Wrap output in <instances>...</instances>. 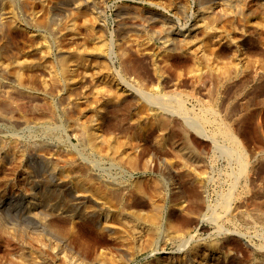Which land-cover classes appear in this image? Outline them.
<instances>
[{"label": "rangeland", "instance_id": "1", "mask_svg": "<svg viewBox=\"0 0 264 264\" xmlns=\"http://www.w3.org/2000/svg\"><path fill=\"white\" fill-rule=\"evenodd\" d=\"M211 6L228 14L219 23L224 29L200 28L182 45L164 43L175 33L165 20L185 28ZM249 66L257 76L245 82ZM144 94L176 97L184 109L164 110L170 126L163 128L146 110ZM73 114L76 121L95 119L99 139L114 144L100 153L85 145L72 130ZM195 115L211 120L200 124ZM188 117H196L199 132ZM224 127L241 145L217 135ZM184 132L198 161L177 146ZM114 145L117 159L110 155ZM134 150L132 169L125 162ZM72 157L102 178L140 181L142 197L131 209L159 222L155 239L147 241V226L127 223L129 245L120 250L117 239L91 223L47 211L48 223L38 229L0 210V264H33V252L48 264L66 257L156 264L189 255L194 264H264V217L257 210H264V0H0V202L12 201V214L25 212L40 162ZM227 193L234 211L223 209ZM156 205L164 206L161 214ZM60 238L70 241L65 251Z\"/></svg>", "mask_w": 264, "mask_h": 264}, {"label": "bare ground", "instance_id": "2", "mask_svg": "<svg viewBox=\"0 0 264 264\" xmlns=\"http://www.w3.org/2000/svg\"><path fill=\"white\" fill-rule=\"evenodd\" d=\"M237 1H239V0H237ZM71 4L72 3L70 1L69 5H71ZM79 7L80 6H78L77 8L79 9ZM207 10H208L207 12H204L202 14L201 20H197L195 23H192L190 26L185 27V28H183V27L180 28L177 26V24L173 25L170 21L165 20L163 22V25L166 27V31H169L168 32L169 35H171V34L173 35V33L174 32L175 33H174L173 37H171V39H169V38L165 39L164 43L167 45H170L172 47H175L177 45H182L183 43L187 42L188 35H190L192 32H194L195 30L200 29V28L203 30H208L211 28H213V29H224V27L223 26L221 27V25L219 23H222V21L225 19V17L228 16V14L225 13L219 7H214V6L208 7ZM178 11L181 14L184 13L182 10H178ZM73 13H75V12H73ZM241 13H242V11H240L239 13H235V15L236 14L239 15ZM236 18H237V16H236ZM37 21H38V23L43 22V20H40V19L36 20V22ZM187 33H189V34H187ZM226 71H227V69H226ZM246 72H247V78L245 79V82L251 78L254 79L257 76V72L252 71L250 66L248 67ZM219 75L220 74H217L216 76H219ZM136 98H137V95H133L132 103L134 100H136ZM138 98L142 99V97L140 95ZM143 98H145V100L147 101L146 110L149 112V114L151 116L158 117L157 120L163 128H168L170 126V119L166 116V114L164 113V110L169 111V108H172V109L174 108L177 110L184 109L182 102L176 97L164 96V95L163 96L158 95V96L153 97L152 95L144 94ZM128 99L125 98V100H128ZM105 100H106V106H107L108 101H110V100L114 101V98L113 97H111L109 99L105 98ZM159 108H161V109H159ZM196 117H193V118L188 117L190 120L192 119V121L194 119V121H195L194 125H193L194 129L195 128L197 129V127H195L197 124H198V126H200L199 125L200 121L207 123L211 120V119H209V121H207L208 120V118H206L207 116H201V117L198 116L197 122L199 119V123L196 124V120H195ZM70 118L72 120L73 132L76 134V136L85 145L88 144V146H91V148L93 150H95V152H97V153L103 152L106 145L109 146L110 144H114L115 141L111 137L99 139V135H98L99 133L96 131V129L93 130V128L97 125V121H94L95 119H92V120L88 119L85 121L84 120L83 121H76L75 120V118H76L75 114L70 115ZM191 124H193V123H191ZM191 124H189V125H191ZM198 128H202V126L198 127ZM183 129L185 131L187 130L184 125H183ZM97 130H99V127L97 128ZM198 130L199 129H197V131ZM255 132H257L256 128L254 129L253 134ZM183 134L184 135L181 138V141L179 143H177V146L180 149L181 154L183 156L188 157L189 159H192L194 161H198L199 157L197 156L196 151L193 149L191 144L186 139V133L184 132ZM218 134H221L222 135L221 137H225L226 140L228 139V140L232 141L237 146H238L237 143H239V144L241 143V141L237 139V136L234 135L233 131L228 130L227 127L219 129L217 131V135ZM214 137H217V136H214ZM179 140H177V141H179ZM212 140H214V139H212ZM177 141L175 140V142H177ZM214 143L217 144V142H214ZM235 144H233V145H235ZM238 150L239 149H237V151ZM229 151H230V153L232 152L231 149ZM237 151H234V152L236 153ZM137 152H138L137 150H134V152L133 151L130 152L128 155L129 158L125 162V163H130L132 169H134V165L132 163L135 160V157H137V155H136ZM230 153H229V155H233V153H231V154ZM239 153L245 154V152H241V151ZM236 154H235V156H236ZM110 155L116 157V159H117V156H120V150L116 145H114V151L111 152ZM241 155L243 157V154H241ZM235 156L233 158H235ZM230 157H232V156H230ZM237 159H238V157H237ZM239 159L241 160L240 156H239ZM59 160H61V163H56V162L54 163L51 160L46 161L43 159V162L41 161L40 165H38L39 167L35 170L37 172L38 179L36 180V182L33 185L31 184V193L30 194H31V197L33 199L29 202V204H28L29 207L25 212L18 211L16 213L12 214V211H13L12 209L14 207V205L12 204V201H10L9 203H5V204L0 202V210H4V211L9 210L11 213V216L13 218H16L18 220L20 219L19 222L21 220L24 222H28L29 225H31V226L36 225V226L40 227L38 229H43V225L46 222L43 218L45 217V214L47 211H49V212L52 211L53 214L54 213L60 214L59 216H61V218H64L65 220H67L69 223H91L93 225V227L98 231V233H102L104 235H107L109 237L111 236L112 238L117 239L118 242L120 243V246H119L120 250H125V249L127 250V246L129 245L127 243H129V241H130L129 238L131 236L129 234V228L130 227L127 225V223H136L135 225L138 227L141 225L147 226L148 231H146V232L148 234H146L145 236L149 237V238H146L148 242H149V239L155 237L153 235V231H156L155 229L158 227L159 222H157V220H154L151 218H147V217L144 218L142 216V213L140 212V210H138L136 208H135V210L131 209L132 204H133L132 201H134V200H135V202L138 201V199H139V198H137L138 195L140 196V198L142 197L143 192H142V184L140 181L134 180V181H130L129 183H123V182L121 183V182H117V178H114V180H113V178L112 179H107V178L105 179V178H102V176L97 175L95 172L93 173L90 165L88 163L80 161L79 159L72 157V158H67V159L59 158ZM242 160H243V162H242L243 164L240 162L242 164V166L240 165L241 166L240 167V171H241L240 173H241V175H243V173H244V175H246L249 172V171H247L248 167H247V163H246V158H242ZM248 176L249 175H247V177ZM248 181L245 183L248 184L252 180L249 182ZM246 187L248 188V186H246ZM177 188H180V187H177ZM182 189H183V187H182ZM173 190H174L173 192L176 194L177 193L179 194V191H181L180 189H178L179 190L178 191L176 189V187ZM247 191H248V189H245L244 192H247ZM170 192L173 193L172 191H170ZM228 195H229L228 193H227V197L225 195H223L224 198H226V199H224L222 201L223 202L222 203L223 209H226V212L229 211L230 209H232V210L234 209V208H231L232 204L230 205L231 201L233 200L232 197L234 198V196L230 195V197H228ZM242 195L244 196V194H241V193H240V195H238L239 199H238L237 203H239V205L242 203V201L240 199V198H242ZM170 196H171V194H170ZM176 196H178V195H176ZM180 196H182V195H180ZM186 197H188V195ZM170 198L172 201L173 200L172 197H170ZM187 200H189V198H187L184 201H187ZM220 203H221V201H220ZM220 203H219V205L221 206ZM160 206L161 205H158V206L156 205V210L159 214H161L160 213L161 208H164V206L163 207L162 206L160 207ZM169 207H170V205H169ZM181 209H183V208H181ZM232 210H230V211H232ZM237 210H238V208L236 209V211ZM257 210L260 211L261 216L264 217V210H262L261 208H257ZM183 211L185 212L187 210H183ZM10 213H8V214H10ZM58 214H55V215H58ZM53 216H51V217H53ZM48 217H49V215H48ZM49 219H52V218H49ZM49 219H47V221ZM47 223L48 222H46V224ZM149 229H150V231H149ZM142 232L140 230V233H142ZM174 234L177 236L176 233H174ZM141 236H144L143 233H142V235H140V237ZM67 238H62L63 241L61 242L62 243L61 251H65L66 249H68L70 247V241ZM158 238H159V236H158ZM62 239L60 238V240H62ZM153 239H155V238H153ZM151 241L152 240H150V242ZM126 244H127V246H126ZM150 244L148 243L149 246H150ZM154 244H156V243L154 242ZM71 249H73V248L71 247L70 250ZM58 252H59V250H58ZM30 258H31L33 264H48L47 261L40 260L38 258V255L36 254V252L30 253ZM73 258H75V257H73ZM75 260H76V258L74 259V261ZM131 260H132V257L131 256L128 257V261H131ZM71 261L72 260L71 259L69 260L68 257H66V259H63L64 264H73V263L74 264H85V261L81 262V263L78 261H76V262H73V261L71 262ZM195 262H196L195 257L189 255L186 258L181 259V260H177V261H169V260L168 261H160L158 259L156 264H194ZM101 264H103V263H101ZM112 264H114V263H112ZM208 264H214V259H212V260L210 259L208 261Z\"/></svg>", "mask_w": 264, "mask_h": 264}]
</instances>
